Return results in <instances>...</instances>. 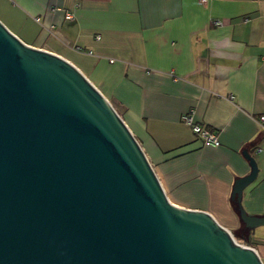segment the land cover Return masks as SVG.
Returning <instances> with one entry per match:
<instances>
[{"label":"crops","instance_id":"1","mask_svg":"<svg viewBox=\"0 0 264 264\" xmlns=\"http://www.w3.org/2000/svg\"><path fill=\"white\" fill-rule=\"evenodd\" d=\"M0 18L108 100L172 204L240 231L231 192L250 173L247 151L258 175L241 204L264 216V0H0ZM184 114L215 133L218 147L204 145ZM248 235L244 245L264 264V226Z\"/></svg>","mask_w":264,"mask_h":264},{"label":"water","instance_id":"2","mask_svg":"<svg viewBox=\"0 0 264 264\" xmlns=\"http://www.w3.org/2000/svg\"><path fill=\"white\" fill-rule=\"evenodd\" d=\"M231 201L247 233L264 216ZM0 264H263L210 214L172 204L140 143L65 59L0 21Z\"/></svg>","mask_w":264,"mask_h":264},{"label":"built area","instance_id":"3","mask_svg":"<svg viewBox=\"0 0 264 264\" xmlns=\"http://www.w3.org/2000/svg\"><path fill=\"white\" fill-rule=\"evenodd\" d=\"M201 4H206L207 0H200ZM66 19H72L71 14L66 15ZM214 25L220 26L221 22L216 21ZM230 100H233V97H230ZM181 122L186 126L190 127L195 136H197L200 140H202L203 144L212 148L218 147L219 141L215 133L210 132L206 128L195 124L191 114H184L181 117ZM259 123L264 126V115L259 117Z\"/></svg>","mask_w":264,"mask_h":264},{"label":"trees","instance_id":"4","mask_svg":"<svg viewBox=\"0 0 264 264\" xmlns=\"http://www.w3.org/2000/svg\"><path fill=\"white\" fill-rule=\"evenodd\" d=\"M234 204V203H233ZM235 205V204H234ZM236 207V205H235ZM243 226H241L242 228ZM244 228V227H243ZM245 229V228H244ZM250 233H247V230L245 229L244 231H241L240 232V235H238L237 237L235 236V238H237L238 240H240L241 242H247L248 241V238H249V235Z\"/></svg>","mask_w":264,"mask_h":264},{"label":"rangeland","instance_id":"5","mask_svg":"<svg viewBox=\"0 0 264 264\" xmlns=\"http://www.w3.org/2000/svg\"><path fill=\"white\" fill-rule=\"evenodd\" d=\"M0 19H1V18H0ZM244 230H245V229L242 227L240 231H244ZM240 231H235V232H233V234L237 237L238 235H240ZM235 240H236L238 243L244 245V243L241 242L240 240H238L237 238H235Z\"/></svg>","mask_w":264,"mask_h":264}]
</instances>
